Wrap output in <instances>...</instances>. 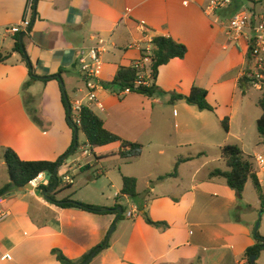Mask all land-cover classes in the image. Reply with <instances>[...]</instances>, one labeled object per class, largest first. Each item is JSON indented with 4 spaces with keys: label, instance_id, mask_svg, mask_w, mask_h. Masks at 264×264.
Returning a JSON list of instances; mask_svg holds the SVG:
<instances>
[{
    "label": "crops",
    "instance_id": "0c3cea01",
    "mask_svg": "<svg viewBox=\"0 0 264 264\" xmlns=\"http://www.w3.org/2000/svg\"><path fill=\"white\" fill-rule=\"evenodd\" d=\"M209 1L35 0L23 45L34 74L54 78L46 83L33 81L24 91L28 69L18 53H11L14 36L6 30L21 23L28 0H0V55L4 58L0 62V189L11 182L3 160L5 149L13 150L22 161L55 162L72 144L63 91L55 76H60L73 109L75 105L91 109L108 132L142 146L134 158L121 157L120 144L113 143L97 147L93 160L82 146L79 157L67 159L72 172L111 163L103 197L108 189L119 198L122 178L136 179L138 199L122 195L128 201L127 212H133L131 218L116 221L117 209L122 207L110 206L109 200L80 202L116 207V212L96 215L59 208L36 189L10 191L0 203L6 213L0 221V264H62L54 249L77 263L107 239L113 225L108 247L87 264H249L245 252L255 244V222L259 214L264 220L261 202L246 193L247 184L238 199L224 178L209 174L227 170L220 154L225 145H236L253 158L264 155L256 127L262 115L261 94L254 99L253 86L239 87L243 73L251 69L250 33L232 38L226 29L228 20L222 17L244 9L243 0H233L236 7L231 4L213 14L205 12ZM247 2L246 9L255 17L264 15V0ZM155 36L170 37L187 49L183 59L159 68L156 85L166 94L119 95L100 86L95 91L100 106L88 101L77 65L79 49L95 45L99 38L106 41L99 78L103 85L113 80L118 68L139 60ZM193 86L207 91L206 100L214 112L184 101L169 102L168 94L187 96ZM254 88L260 91L259 86ZM224 118H228V132L221 124ZM260 148L262 154L257 153ZM179 159L185 161L179 163L177 175L158 181L173 172ZM254 169L264 196L263 172L255 163ZM63 171L67 170L61 165L57 175ZM144 213L167 227L148 225ZM259 235L264 237V232ZM255 262L264 264V251Z\"/></svg>",
    "mask_w": 264,
    "mask_h": 264
},
{
    "label": "trees",
    "instance_id": "16d2710c",
    "mask_svg": "<svg viewBox=\"0 0 264 264\" xmlns=\"http://www.w3.org/2000/svg\"><path fill=\"white\" fill-rule=\"evenodd\" d=\"M34 11V10H33ZM24 35L19 34L14 36V45L11 53H18L23 62L25 63L29 80L22 86L23 90H27L33 81L40 80L44 83L47 82V78L37 77L32 65L26 55L23 45ZM187 53V49L183 44H180L170 37L155 36L152 38L149 44V50L144 49L141 51V57H146L150 60L147 66L148 76L143 77L141 81L138 80V74L140 71L134 65L129 67H120L116 71L113 80L109 83H105L102 87L109 89L113 92L119 93L125 89H129L130 93H136L147 98H152L159 94L164 93L157 85L156 79L158 76L159 68L168 64L173 59H183ZM10 53L6 56L8 57ZM248 60H251L250 49L248 50ZM4 61V58L0 55V62ZM263 79H255L249 77L250 72L246 70L243 73V77L240 79L239 87L243 90L246 86H259L261 96L258 100V106L262 111L261 117L256 121L257 132L264 142V72ZM244 93V91H243ZM169 102L184 101L187 105L194 106L201 111L214 112V108L209 105L206 100L207 91L197 86L191 88L190 93L187 96L170 93ZM63 106L65 107L66 120L69 128L73 133L72 144L70 148L55 162L48 161H22L17 154L11 149H5L3 153V160L10 175L11 182L0 189V198L6 196L10 191L16 190L19 187L25 186L27 183L33 181L40 174H48L50 180L46 186H40L36 190L40 195L43 192L48 191L53 185L54 189L51 193L47 194V200L51 204L59 208H75L82 211H86L96 215H104L112 212H116V207L113 209H105L95 205L84 204L70 198L63 200H56V189L61 183V178L57 175L58 168L62 165L64 160L68 159L71 155L75 154L79 149L77 135L81 133L85 138V144L89 147H104L113 143L120 144L119 155L123 158L138 157L141 153L142 146L136 143H130L122 140L118 136L108 132L104 126L103 121L89 108L81 106L77 113V119L79 124L75 122V116L73 115L72 107L68 98L62 97ZM70 106V108H68ZM222 127L225 132H228V118H224L221 121ZM221 159L224 162L227 170L222 172L220 170H213L210 174V178L222 177L225 179L227 186L236 193L238 199L241 198L245 185L249 180L252 181L254 188L256 189L259 200L261 202V211L264 212V196L261 191V187L254 169L253 157L245 155L241 149L236 145H225L220 149ZM185 160L179 159L176 163L173 172L169 175L159 177L157 180L162 181L169 177L177 175V167L180 162ZM71 186H66L70 188ZM121 194L127 196L132 200L138 199L136 192V179L130 177L122 178V190ZM140 209V208H139ZM122 215L120 219H123L124 209L122 208ZM118 216V215H117ZM144 221L155 228L165 229L167 225L164 222H153L149 219L147 214L142 215ZM255 244L249 247L245 252V257L250 263L252 256H259L260 252L264 251V237H261L258 232L254 234ZM108 247L107 239L101 244L97 245L87 254H85L81 260L74 263L68 260L59 250H52V253L56 256L57 260L62 264H82L90 257H95L101 251ZM256 264V262L254 263Z\"/></svg>",
    "mask_w": 264,
    "mask_h": 264
},
{
    "label": "built area",
    "instance_id": "2783aa9c",
    "mask_svg": "<svg viewBox=\"0 0 264 264\" xmlns=\"http://www.w3.org/2000/svg\"><path fill=\"white\" fill-rule=\"evenodd\" d=\"M233 0H210L208 5L205 8V12L208 14H213L216 11L227 9ZM35 0H28L25 14L21 23L17 26L9 27L6 32L15 35H27L29 33L31 27V17L33 15ZM226 29L228 35L232 38H237L243 32L248 31L250 33V37L248 39L249 49H250V62L253 63V73L250 72L249 77H255L256 79H263L264 72V15L260 17H255L253 13L249 10L242 9L236 11L229 18ZM106 41L102 38L97 39L96 44L91 47H84L78 50L77 54V65L79 69V74L82 80L85 83L86 91H87V99L91 103H97L96 100V89L102 84L99 81L101 76L102 68H103V60L102 56L106 51ZM149 50V47L146 48V51ZM150 60L146 57H140L133 65L138 68L140 73L138 74V80L141 81L143 77L148 76L147 66L149 65ZM130 90L125 89L119 92V95L129 94ZM80 105H75L72 111L78 113L80 110ZM75 122L79 124L78 119H75ZM85 154V153H84ZM253 163L256 164L259 172H263V180H264V155H257L253 158ZM72 162L70 160H64L62 163V167H64L67 171L71 170ZM257 174V172H256ZM42 182L43 186L48 184L47 181L43 180L42 174L37 176L30 183L34 186L35 189L42 186L39 183ZM61 182L65 185H71L73 179L64 175L61 178ZM2 198H0V203ZM133 212L129 211L126 213L127 218H131ZM6 216V213L0 210V221H2Z\"/></svg>",
    "mask_w": 264,
    "mask_h": 264
},
{
    "label": "rangeland",
    "instance_id": "374dc122",
    "mask_svg": "<svg viewBox=\"0 0 264 264\" xmlns=\"http://www.w3.org/2000/svg\"><path fill=\"white\" fill-rule=\"evenodd\" d=\"M243 2H244L243 3L244 9L250 7V3H248L247 0H243ZM232 4H233V2H232ZM234 7H236L235 4L232 5V8H234ZM230 14H228L226 12V15L222 16L223 19L229 20ZM250 67H251V69L249 70V72L253 73L254 71L252 69L253 68L252 62L250 63ZM251 78H255V77H251ZM250 91H251V96L254 99L256 97L260 96V94H261V91H257L254 88V86L250 88ZM68 95H69V93H68ZM68 101H69V98H68ZM73 115L75 116V119H76L77 113L73 112ZM234 128H235V124H234ZM236 128H237V126H236ZM77 139H78L79 149L76 151L75 154L71 155V157H74V158L79 157L80 153H81L80 147L82 146L83 148H85L87 150L88 154L91 157V160H93L94 155H96V153L98 151V148L97 147H89L86 144H84L85 139L81 133H78ZM257 153L262 154L263 149L262 148L257 149ZM85 162L86 161L83 160L80 162V164H84ZM110 168H113L111 166V163L103 162L101 164L98 163V165L93 164L91 166V168H89L87 171H83V172H80L79 170H75L73 172L72 171L58 172L59 178H62V176H64V175H68L71 178H73V185L70 188H66V185L64 183H62V182L59 183V186L56 189V196L55 197L56 198H70V200H74V201H78V202H83V201L96 202L98 204H100V202H105L106 200H109V204H111L110 206L113 207L115 204H119L124 209L123 216L125 217L126 212L129 208H128V201L123 200L122 195L119 194V198H116V196H114V191L113 190L109 191L108 189L104 193L105 194L104 197L101 195V190L106 189L109 185V183L106 181L105 177H106V173L109 171ZM101 172L104 173V175L97 177L98 173H101ZM43 180L48 182L50 180L49 175L45 174L43 177ZM86 184H88L89 186L86 187L85 186ZM39 185H43L42 182H40ZM246 193L250 194V197H255V199L257 197L259 199V195H258L256 189L254 188V185H253L251 180H249L247 182ZM261 215L262 214H259L258 220L255 222V228H256V225H258L256 230L258 231L259 234H261V232H264V220H263V222L261 221Z\"/></svg>",
    "mask_w": 264,
    "mask_h": 264
},
{
    "label": "water",
    "instance_id": "95a60500",
    "mask_svg": "<svg viewBox=\"0 0 264 264\" xmlns=\"http://www.w3.org/2000/svg\"><path fill=\"white\" fill-rule=\"evenodd\" d=\"M52 78H54V77H47V79H52ZM55 78L58 79V81L60 82V85H61V88H62V91H63V95H64V97L67 98L66 93H65V90H64L63 82H62L60 76H55ZM68 108H70V106H68ZM55 185H56V184H55ZM55 185H53L48 191L43 192V196H44L45 198H47V194H49V193L52 192V190L54 189ZM18 190H19L20 192H24V191H26V192H33V191H35V188H34V186L29 182V183H27L25 186H23V187H19ZM117 211H118V216H117L116 221H117V220L120 218V216L122 215V210H121L120 208H118ZM257 226H258V225H256V228H255V229H257ZM113 230H114V225L111 227V229H110V231H109V233H108L107 239H109V237L111 236ZM91 259H92V257H90L89 259H87V260H86L85 262H83L82 264H87ZM256 259H257L256 256H252V257L250 258V263H251V264H254L255 261H256Z\"/></svg>",
    "mask_w": 264,
    "mask_h": 264
}]
</instances>
